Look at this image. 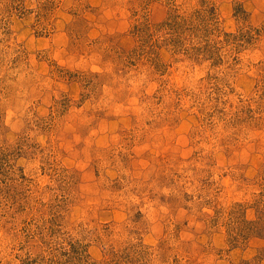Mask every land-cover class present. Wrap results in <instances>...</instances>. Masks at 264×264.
<instances>
[{
  "label": "rangeland",
  "instance_id": "rangeland-1",
  "mask_svg": "<svg viewBox=\"0 0 264 264\" xmlns=\"http://www.w3.org/2000/svg\"><path fill=\"white\" fill-rule=\"evenodd\" d=\"M0 264H264V0H0Z\"/></svg>",
  "mask_w": 264,
  "mask_h": 264
}]
</instances>
